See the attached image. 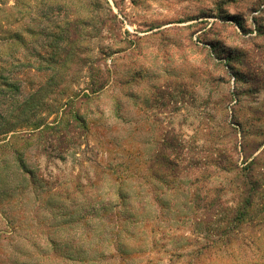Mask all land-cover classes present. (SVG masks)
<instances>
[{
  "label": "rangeland",
  "instance_id": "1",
  "mask_svg": "<svg viewBox=\"0 0 264 264\" xmlns=\"http://www.w3.org/2000/svg\"><path fill=\"white\" fill-rule=\"evenodd\" d=\"M78 1L0 0V264H264V0Z\"/></svg>",
  "mask_w": 264,
  "mask_h": 264
},
{
  "label": "trees",
  "instance_id": "2",
  "mask_svg": "<svg viewBox=\"0 0 264 264\" xmlns=\"http://www.w3.org/2000/svg\"><path fill=\"white\" fill-rule=\"evenodd\" d=\"M104 3H107V0H102ZM79 7L83 9V11L85 10V12H89V14L91 15L92 14V17L96 18L97 19V23H103V19H101L99 16L100 14V0H79ZM81 4V5H80ZM66 6H70V3H68V5ZM77 16V15H76ZM88 22L84 20V18H79V16H77L75 19H68V18H65L64 19V22L62 24V29H79V25H81V27L84 29L87 25ZM94 27V26H93ZM81 28V29H82ZM7 31V30H6ZM10 31L8 32H5V34L7 33L9 35L8 36H3L1 37L0 36V43H3L5 42V44H0V94L1 93H6V96H12L13 93L15 91L18 90V86L15 84V81H13V77L12 75H14V71H13V68L15 66H17L16 64L19 62V59L16 57L15 55V52L16 50L14 49V44H13V41L11 40L14 36V34L12 33H9ZM79 32H81L79 30ZM70 35V34H69ZM72 37H74V33H71V36L70 38L67 37L66 40L69 41L70 43L73 42V40L71 39ZM16 39H19V38H15ZM3 40V42H1ZM4 45H6L4 47ZM56 55L55 53H50L47 60L46 61H43L45 65H43V63H39L37 65V69L38 70H42V69H50L53 73V75L55 76L56 74H58L59 72V69L61 67V65L59 64L58 60L56 59ZM28 60H26L27 62ZM25 66H29V65H26ZM75 118L82 123V126H84V119L79 116V115H75ZM17 162H18V165L20 166V168L22 169V171H25V165L22 161L21 158H17ZM121 163H118V164H115V165H111L113 168L119 166ZM112 168V169H113ZM126 168V166H125ZM117 170V169H115ZM123 184L124 182L122 183H119L118 184V188H117V192L116 194L118 196H123Z\"/></svg>",
  "mask_w": 264,
  "mask_h": 264
}]
</instances>
